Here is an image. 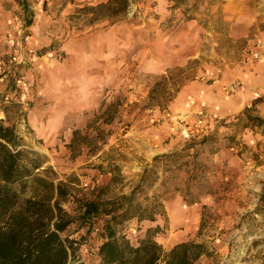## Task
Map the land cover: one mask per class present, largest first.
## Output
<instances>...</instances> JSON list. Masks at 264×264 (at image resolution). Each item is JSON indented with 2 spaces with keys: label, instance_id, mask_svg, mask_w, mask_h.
I'll use <instances>...</instances> for the list:
<instances>
[{
  "label": "rangeland",
  "instance_id": "1",
  "mask_svg": "<svg viewBox=\"0 0 264 264\" xmlns=\"http://www.w3.org/2000/svg\"><path fill=\"white\" fill-rule=\"evenodd\" d=\"M107 1L0 0V124L76 219L131 195L155 219L130 215L119 236L206 242L196 264H264V0L87 9ZM227 77L235 89L214 86ZM103 223L70 225L74 262L98 263Z\"/></svg>",
  "mask_w": 264,
  "mask_h": 264
},
{
  "label": "trees",
  "instance_id": "2",
  "mask_svg": "<svg viewBox=\"0 0 264 264\" xmlns=\"http://www.w3.org/2000/svg\"><path fill=\"white\" fill-rule=\"evenodd\" d=\"M120 2L124 8L128 6V0ZM113 4L114 0H108L87 9L93 14L108 9L107 15L114 16ZM256 119L264 123V119ZM19 145V136L13 127L0 124V264H77L73 259L78 241L66 232L78 220L88 232L96 222L104 221L102 229L106 236L99 247L100 260L96 264H196L209 252L206 242L194 240L180 242L166 251L150 232L136 242L126 234L119 236L117 224L130 215L138 221L155 219L154 213L133 201L131 195L108 201H87L80 206L76 219L61 205L67 196L62 183L55 184L35 175L34 170L41 164L29 167L25 151ZM174 156L165 155V158L168 162ZM32 180L43 183L44 190L34 187L32 195L22 198ZM16 183L21 185L20 190L14 188Z\"/></svg>",
  "mask_w": 264,
  "mask_h": 264
},
{
  "label": "crops",
  "instance_id": "3",
  "mask_svg": "<svg viewBox=\"0 0 264 264\" xmlns=\"http://www.w3.org/2000/svg\"><path fill=\"white\" fill-rule=\"evenodd\" d=\"M229 78H230V76H228ZM224 78L223 80H216V81H214L215 83H216V85L214 84V86H216V87H219V89H220V87L222 88V89H224V87L222 86V85H224V83H229V86H230V88H232V89H235V82H234V80H233V78H232V80H230V81H228V79L229 78ZM226 81H228V82H226ZM218 82V83H217ZM217 92H218V90H217ZM226 92H228V91H226ZM220 93V95L222 94V93H224V92H222V91H220L219 92ZM230 95V94H229ZM229 98H226V99H230V101H231V95L230 96H228ZM245 98V96H241L240 97V100L239 101H243V99ZM225 99V100H226ZM233 100V99H232ZM229 105L231 104V102H229L228 103ZM227 104V105H228ZM238 104V103H237ZM227 105H226V107H227ZM201 227V226H200ZM200 229V228H199ZM188 235V234H187ZM187 235H186V237H187ZM178 237H183L182 235H178ZM188 240V238H182V240H177L176 242H174V243H179L180 241H187ZM192 240H194V241H198V240H196V239H192ZM203 241V240H202Z\"/></svg>",
  "mask_w": 264,
  "mask_h": 264
}]
</instances>
